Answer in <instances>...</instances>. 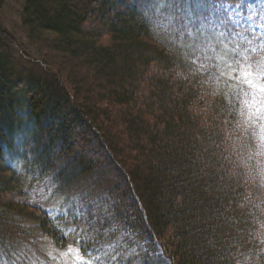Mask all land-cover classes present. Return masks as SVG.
I'll return each mask as SVG.
<instances>
[{
  "label": "trees",
  "instance_id": "16d2710c",
  "mask_svg": "<svg viewBox=\"0 0 264 264\" xmlns=\"http://www.w3.org/2000/svg\"><path fill=\"white\" fill-rule=\"evenodd\" d=\"M210 1L22 0L37 75L20 70L21 46L0 19V264L39 253L41 237L117 264H264V194L249 192L264 182L258 117L245 82L223 73L259 52L235 44L229 62L199 65L178 45L226 38L204 22L217 18ZM160 8L174 22L168 32ZM26 176L78 211L60 223L30 203ZM119 237L124 249H110Z\"/></svg>",
  "mask_w": 264,
  "mask_h": 264
},
{
  "label": "rangeland",
  "instance_id": "374dc122",
  "mask_svg": "<svg viewBox=\"0 0 264 264\" xmlns=\"http://www.w3.org/2000/svg\"><path fill=\"white\" fill-rule=\"evenodd\" d=\"M210 2L213 7L212 15H217V18H212L208 15L205 17V21H203L207 24L218 26V28L222 30L221 34H225L226 38H222L220 42L209 39L210 41L206 42L205 45L195 44V46L190 42L193 41L192 39L179 40L178 45L184 50H188L187 47H192L194 54L191 56V62L199 65H204L206 63L210 65L213 61H222L220 63L222 65L224 62H229L226 58L227 51H230L235 44L240 50L242 49L241 47H245L249 51L259 52L255 55L241 58L239 60L240 64L237 67L233 66V68H231L232 64L226 63L225 66L223 65V73L226 72L228 76L235 75L244 81L245 77L242 75V72L250 71L252 72V76L247 77V79H251L253 82L264 86V0H211ZM21 6L22 0H4L0 10V19L6 29L17 37L19 46H21L20 49L15 48L12 50L13 56L20 61V70L29 71L34 75L41 74V71H45L39 63L35 52L27 45L24 36L19 30ZM156 12L160 16L158 24L168 32V25L174 24V22L170 20V11L162 14L160 8L157 9ZM217 20L221 21L219 25L217 24ZM88 25L91 28L95 27L92 23H88ZM220 26H222V29ZM212 37H215L214 34H212ZM234 38L238 40L235 41ZM199 48L202 49L203 52H200ZM223 51L226 52L222 53ZM20 54L23 55L22 59L19 57ZM54 57L59 64L61 63L60 65H62L63 68L67 67V63L64 62L65 59H63V57L59 54ZM76 72L78 77L85 80V83L90 85L92 92L95 93L97 90L96 82L91 79L92 74L89 68L80 65V69H76ZM245 86V103L250 111L257 114V140L258 145H260L259 149L264 154V93H260L257 89L249 87L247 83H245ZM120 115V109L113 108L110 110L112 122H117V126H115V128L113 127L116 131H120L123 125L118 121ZM76 132L78 131H74V137L78 138L79 134L77 133V135ZM84 146L83 144V147ZM82 150L85 152L86 156L89 155L87 154L88 149L82 148ZM18 170H20L19 166ZM23 182L25 183V193L29 199L28 201L39 205L43 211L48 212L54 219L59 220L60 223L62 222L61 219L64 212L69 210L78 211L77 208H74L75 199L72 197L63 196L55 198L49 187L41 183H33L32 178L27 176L23 177ZM263 183L264 182H253L249 186L250 194L255 195L259 201H262V194H264ZM105 204V206H108L107 203ZM127 237L129 238L131 236ZM122 240V237H119L118 240L116 238L115 242L117 243H112L113 245L111 244L112 247L110 246V249L114 250L113 248H115L122 251L121 249H124V246L119 242ZM114 245H118V247L116 248ZM35 247L41 251H39V253L31 252L25 261V257H19L18 255L15 261L19 259V263L16 264H117L113 259L112 262L110 260L111 258L109 259L103 256L104 253L101 251H98L95 255L90 252L87 254L89 255L90 253V256L83 255V253L79 251V244L72 241L64 245H56L52 241L41 237V239L36 242ZM126 250H129V252L132 251L130 248Z\"/></svg>",
  "mask_w": 264,
  "mask_h": 264
},
{
  "label": "snow or ice",
  "instance_id": "6c2138e0",
  "mask_svg": "<svg viewBox=\"0 0 264 264\" xmlns=\"http://www.w3.org/2000/svg\"><path fill=\"white\" fill-rule=\"evenodd\" d=\"M242 75L245 77L244 82L247 83L249 85V87H251L253 89H257L260 93H264V86H261L258 83L253 82V80H251V79H247V77L252 76V72L243 71Z\"/></svg>",
  "mask_w": 264,
  "mask_h": 264
}]
</instances>
